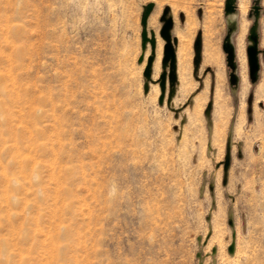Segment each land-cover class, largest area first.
<instances>
[{
	"label": "rangeland",
	"instance_id": "374dc122",
	"mask_svg": "<svg viewBox=\"0 0 264 264\" xmlns=\"http://www.w3.org/2000/svg\"><path fill=\"white\" fill-rule=\"evenodd\" d=\"M251 3L236 0L231 94L224 0H0V264H198L197 253L207 264L212 246L215 264H264V67L260 55L252 85Z\"/></svg>",
	"mask_w": 264,
	"mask_h": 264
},
{
	"label": "water",
	"instance_id": "95a60500",
	"mask_svg": "<svg viewBox=\"0 0 264 264\" xmlns=\"http://www.w3.org/2000/svg\"><path fill=\"white\" fill-rule=\"evenodd\" d=\"M260 1L261 0H252V3L249 8L248 12V18L252 17V22L250 26L248 27V31L246 34V47H245V53H247V68H248V78L251 84H255L256 80L259 76V70H260V61L259 56H262L263 61V67H264V48L259 47V17H260ZM151 8V3L147 5L144 8L143 16L141 19V23L144 24L146 17L149 14ZM223 11L225 16V25H226V31L222 38L221 43V50L225 54V64L230 69L228 72V83L230 85V92L231 94H234L238 87V74H237V68H236V61H235V54H234V43L231 40V36L237 31L238 25H237V11H236V0H224L223 4ZM162 21L161 28L159 30V35L161 36L164 44L162 49V60L161 65L164 67L165 65H168V77L170 82L175 80V62H176V56H175V46L177 44V41L171 36V29H172V23L173 18L171 15H167L166 10L163 11V15L160 18ZM199 41L196 40V46H195V55L199 57L198 55V44ZM153 56H149L146 62V65L143 69L144 75L146 77H149L150 74V68L152 64ZM197 61V59H196ZM173 88L171 87V91ZM209 108L210 103L207 104L206 108L204 109L205 115H209ZM229 134L227 136V149L230 143L229 140ZM226 158L223 164L224 169V179L226 177L227 173V166L229 161V155L226 154ZM212 189V185L210 186V190ZM207 219H209V216H207ZM227 225L231 227V234H230V242L226 247V252L228 255H232L235 248V227L233 226V218H232V212L228 211L227 214ZM216 252V246H212L209 255L212 257L211 261L207 264H215L214 254ZM196 256L200 259L198 264H201L202 256H200V253H197Z\"/></svg>",
	"mask_w": 264,
	"mask_h": 264
},
{
	"label": "bare ground",
	"instance_id": "6f19581e",
	"mask_svg": "<svg viewBox=\"0 0 264 264\" xmlns=\"http://www.w3.org/2000/svg\"><path fill=\"white\" fill-rule=\"evenodd\" d=\"M236 8H237V5H236ZM238 25V24H237ZM260 39V38H259ZM176 41H177V39H176ZM234 54H235V57H236V49L234 48ZM246 55H247V53H246ZM175 56H176V50H175ZM176 63V62H175ZM175 70H176V64H175ZM236 236V235H235ZM235 241V240H234ZM235 249V248H234ZM234 252H235V250H234ZM234 252H233V254H234ZM232 254V255H233Z\"/></svg>",
	"mask_w": 264,
	"mask_h": 264
}]
</instances>
